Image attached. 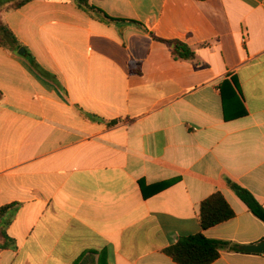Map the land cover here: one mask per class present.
Listing matches in <instances>:
<instances>
[{"label":"crops","instance_id":"1","mask_svg":"<svg viewBox=\"0 0 264 264\" xmlns=\"http://www.w3.org/2000/svg\"><path fill=\"white\" fill-rule=\"evenodd\" d=\"M88 4L115 21L75 0L0 14L24 49L0 46V207L16 204L0 264H176L163 250L201 232L217 192L235 215L204 236L264 242L227 185L264 208V0ZM139 182L171 183L143 198Z\"/></svg>","mask_w":264,"mask_h":264},{"label":"trees","instance_id":"2","mask_svg":"<svg viewBox=\"0 0 264 264\" xmlns=\"http://www.w3.org/2000/svg\"><path fill=\"white\" fill-rule=\"evenodd\" d=\"M30 1L32 0H0V14L2 12L15 10ZM75 2L78 7L93 12L105 20L115 21L106 17L100 10L89 6V0H75ZM0 46L13 53H17L21 48V45L15 36L2 22L1 17ZM174 53L180 58H191L193 56L190 49L179 43H176ZM31 65L34 69L39 70L34 61H31ZM170 183L171 182L154 185L150 187V191L148 192H145V187L142 182H139L138 184L143 198H147L166 189ZM227 185L244 203L248 211L264 223V208L256 201L252 194L229 180H227ZM15 207L16 204H9L0 207V250L16 248L13 239L7 234V227L9 225L8 217ZM234 215V211L220 193L217 192L212 194L204 199L199 205L197 218L201 232L195 235L179 238L174 244L165 248L163 253L170 257L176 264H211L219 258L221 251L244 253L239 251L238 248L230 242L208 239L203 234V232L209 228L232 219ZM87 263L94 264V262H88L87 257L78 262V264Z\"/></svg>","mask_w":264,"mask_h":264},{"label":"water","instance_id":"3","mask_svg":"<svg viewBox=\"0 0 264 264\" xmlns=\"http://www.w3.org/2000/svg\"><path fill=\"white\" fill-rule=\"evenodd\" d=\"M18 54L23 55L24 49L20 48L18 50ZM238 250L244 253L263 254L264 253V242H259L257 244H252V245L238 246Z\"/></svg>","mask_w":264,"mask_h":264}]
</instances>
